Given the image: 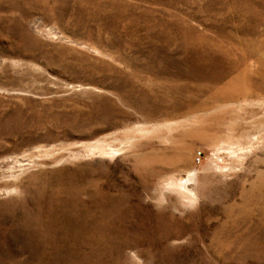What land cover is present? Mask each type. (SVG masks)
Segmentation results:
<instances>
[{
  "label": "rangeland",
  "instance_id": "374dc122",
  "mask_svg": "<svg viewBox=\"0 0 264 264\" xmlns=\"http://www.w3.org/2000/svg\"><path fill=\"white\" fill-rule=\"evenodd\" d=\"M0 264H264V0H0Z\"/></svg>",
  "mask_w": 264,
  "mask_h": 264
},
{
  "label": "built area",
  "instance_id": "2783aa9c",
  "mask_svg": "<svg viewBox=\"0 0 264 264\" xmlns=\"http://www.w3.org/2000/svg\"><path fill=\"white\" fill-rule=\"evenodd\" d=\"M196 160H197V161L200 160V153H198V154L196 155Z\"/></svg>",
  "mask_w": 264,
  "mask_h": 264
},
{
  "label": "bare ground",
  "instance_id": "6f19581e",
  "mask_svg": "<svg viewBox=\"0 0 264 264\" xmlns=\"http://www.w3.org/2000/svg\"><path fill=\"white\" fill-rule=\"evenodd\" d=\"M4 1H6V0H4ZM29 3V2H28ZM50 224V223H49Z\"/></svg>",
  "mask_w": 264,
  "mask_h": 264
}]
</instances>
